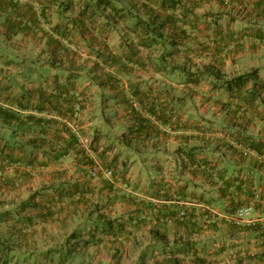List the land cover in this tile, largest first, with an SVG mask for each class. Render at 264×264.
Here are the masks:
<instances>
[{
  "label": "crops",
  "instance_id": "0c3cea01",
  "mask_svg": "<svg viewBox=\"0 0 264 264\" xmlns=\"http://www.w3.org/2000/svg\"><path fill=\"white\" fill-rule=\"evenodd\" d=\"M2 1L45 6L49 22L14 23ZM62 1L86 0H0V264H196L204 246L220 264H264V224L225 226V252L166 254L202 210L264 211V0H119L148 23L118 19L104 44L90 23L58 35ZM82 141L123 181L89 177ZM75 184L84 206L54 196ZM119 227L128 243L112 242Z\"/></svg>",
  "mask_w": 264,
  "mask_h": 264
},
{
  "label": "trees",
  "instance_id": "16d2710c",
  "mask_svg": "<svg viewBox=\"0 0 264 264\" xmlns=\"http://www.w3.org/2000/svg\"><path fill=\"white\" fill-rule=\"evenodd\" d=\"M32 1L40 4L42 0H32ZM78 1H80V0H78ZM118 1L119 0H86L85 4L81 5V3H80L79 7L78 6H70V5H67L66 7H64L65 1L60 2V7L58 10V17H60V18L66 17V19L64 18L65 20H63L62 23L59 22L60 24L56 25L55 29L57 30L58 35L61 37H64V38L73 37L74 35L84 36V34H85L84 29H85L86 23H90V28H92V30L89 34L91 35L90 37H91V39H93V42L95 41V43H92V44H98V43L104 44V42L106 41L105 39L107 38L108 32L110 31V29L113 30L115 28V26L117 25L118 19L123 20L125 18L136 19L135 24H134L135 25V32H139L142 30L144 31V28L148 22L140 16L131 17L132 13L129 9H126L125 6L122 8L117 6ZM8 6H11L12 10H11V13L7 12V16L16 17L14 23L18 24L19 22H24V21H26L27 23H39L40 22L39 18H42L44 21L49 22L50 17L48 15V11H47V8L45 6H42L40 13H39L40 16L38 15V13L36 12L35 9L32 11H27V12L21 11L18 3H14L13 1H10V2H3L2 1L1 2V7L6 8ZM69 11H72V14H74V15L70 16L68 14V16H67L66 14ZM120 11L123 12V15H122L123 17H120V14H119ZM101 19H103L106 23H100ZM20 25H22V24L20 23ZM97 64H99V63L96 62L95 65H97ZM241 78H243V77H241ZM75 113H77V112H75V109H74L71 114L73 115ZM15 118H17V117H15V116L12 117V119L10 121H12L13 119L15 120ZM79 153L80 154L77 155V159L78 158L82 159V157H83L84 164L88 165V167H90L91 171H92L93 163H92L91 159L89 158V156L86 154L82 155L81 152H79ZM20 164L21 163L19 162L18 165H20ZM103 165L105 166L104 161H103ZM105 167H107V165ZM107 168L111 169L113 171L114 175H113L112 180L106 178L103 174H98L97 176H93L91 174V171L89 172L88 176L91 178H97V179H107L111 182L123 181L120 174H118V172H116V170L113 167L109 166ZM55 190L56 191L54 193V196L58 195L63 201H64V198L71 199V202L73 204H76V205L81 204L83 206L89 201L88 200L89 198L85 195V193L87 191L81 189L79 184L71 185L69 187L68 186H66V187L60 186L59 188H57ZM68 197H70V198H68ZM230 206L231 205H227L225 207V209L223 210V212H221V215L214 213L213 211H212L213 212L212 213L208 210H202V211L196 213L198 217L200 216V219H196L195 221H193V220L188 221V222H192L194 224L193 228L195 230L192 231L191 234H189V236L186 237V238H188L186 241H181L182 243H185V245H186L184 247L185 250L184 251L172 250L169 253L166 252V254H168L167 256L172 258L173 256L176 257L178 254H183V253L187 254L188 250H186V249L189 248L190 246L199 245V244L200 245H202V244L206 245L209 243L219 244L221 246L220 249L225 252L226 245H227L225 228L228 225H235L231 222H228V220H226V218H225V215L226 214L231 215L232 213L237 211L240 207H242V206L236 207L234 205L233 208H230ZM49 208H51V210H52V206H50ZM51 210H49V211L51 212ZM184 213H185V215L183 217H181L183 219L186 218L189 214V213L187 214L186 210L184 211ZM76 214H78V213L76 212ZM29 218L26 219V221H24V222L27 223L29 226H33L34 225L33 219H32V217H29ZM19 222L20 221L16 220L14 225L12 224V226H15V224L19 223ZM76 222H77V220H76ZM180 222L185 223L187 221L181 220ZM81 224H82V221L78 226H80ZM123 224L124 223H122L121 226ZM118 230L121 233V230H123V229H121V227H119ZM157 236H159V235H156L155 238L159 239V238H157ZM103 238H106V237L104 236ZM111 238H114V240H112V242L115 244H120V242L122 244H124V242L128 243L131 237L128 236L124 232V234H122V233L117 234ZM144 238H141L140 242H143V244H145V245L148 243L151 244L152 241L149 240L150 238L149 239H144ZM180 239L183 240L184 237H180ZM180 239L175 238V242H178ZM70 240H74L76 245H80V244L85 242L83 239H80L79 237H77L76 233L73 234L69 238V241ZM167 240H168V242H170V239L168 236H167ZM130 243H131V241H130ZM119 252H120L119 250L116 251V253L114 255H116V256L122 255ZM194 254L197 255L196 264H220L219 262L216 261V259H213V260L210 259L211 253L209 255L205 246L203 247V250L201 253L196 252ZM142 255L147 256V253L143 251ZM123 257H124V254L122 255L121 258H123ZM131 257H133V255L129 256V258H131ZM143 264H145V263H143ZM157 264H160V263H157ZM169 264H178V261L176 259H175V261L174 260L172 261V259H171V260H169Z\"/></svg>",
  "mask_w": 264,
  "mask_h": 264
},
{
  "label": "built area",
  "instance_id": "2783aa9c",
  "mask_svg": "<svg viewBox=\"0 0 264 264\" xmlns=\"http://www.w3.org/2000/svg\"><path fill=\"white\" fill-rule=\"evenodd\" d=\"M138 106L139 104L137 102H134V107L138 108ZM15 110L18 112L22 111L20 107H16ZM82 145L93 163L91 174L93 176H97L98 174H103L106 178L112 180L114 175L113 171L103 165L96 150L90 147L86 141H82ZM29 168L30 167L28 166L27 169ZM213 212L221 215V213L218 211L214 210ZM183 215H185V213H182V216ZM225 218L226 220H228V222H231L237 226H256L258 224H264V211L257 212L254 205L251 204L240 207L237 211H235L231 215L226 214Z\"/></svg>",
  "mask_w": 264,
  "mask_h": 264
},
{
  "label": "rangeland",
  "instance_id": "374dc122",
  "mask_svg": "<svg viewBox=\"0 0 264 264\" xmlns=\"http://www.w3.org/2000/svg\"><path fill=\"white\" fill-rule=\"evenodd\" d=\"M57 17V16H56ZM80 223L79 222H76V225L78 226ZM81 226V225H80Z\"/></svg>",
  "mask_w": 264,
  "mask_h": 264
}]
</instances>
